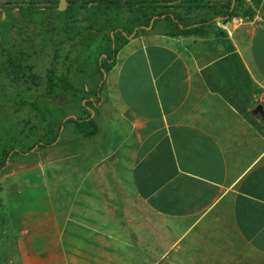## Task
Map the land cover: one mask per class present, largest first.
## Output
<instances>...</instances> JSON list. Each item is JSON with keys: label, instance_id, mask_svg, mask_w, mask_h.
Listing matches in <instances>:
<instances>
[{"label": "crops", "instance_id": "obj_1", "mask_svg": "<svg viewBox=\"0 0 264 264\" xmlns=\"http://www.w3.org/2000/svg\"><path fill=\"white\" fill-rule=\"evenodd\" d=\"M208 2L231 17L135 30L87 99H41L54 143L3 144L0 116L5 264H264V0Z\"/></svg>", "mask_w": 264, "mask_h": 264}, {"label": "trees", "instance_id": "obj_2", "mask_svg": "<svg viewBox=\"0 0 264 264\" xmlns=\"http://www.w3.org/2000/svg\"><path fill=\"white\" fill-rule=\"evenodd\" d=\"M40 2L47 3L48 8L43 9L40 7ZM58 2L59 0H30L27 5L17 8L19 17L18 19L13 14H9V17L22 22L23 26L27 30L29 24L26 26V24H24L25 21L28 23L31 21V19H33L31 18L33 15H36L39 12L44 14L49 10L51 18L49 16V21L44 22L45 18L43 16L44 24H41V26H43L42 28L44 30L46 28V24L47 27H50L51 30L54 31V34H56L57 38L58 36H62L64 34L63 32L67 31L66 28H68L69 25L71 27H76L74 23L75 19L82 20L83 25L81 30H79L80 28H76V31L68 37L69 40L75 41V39L79 38L81 40L80 46L85 43L87 48L92 51L95 49L97 42L96 34H100L99 39H106L105 55H101L94 63V71L96 70L94 74L97 75V84L102 81L103 73H106L110 70L117 52L127 43V40L132 35V33L136 32L135 30L140 29V32H145L146 28L151 26L152 30L154 31H164L169 35L178 36L195 32V28L188 29V25L185 24L187 16L195 11H207L211 17L224 15H230L231 17L232 14L229 4L225 5L226 11H222V4L214 3L211 5L209 4L208 0H66L67 11L64 13L70 14L71 18L74 19L66 20L65 22L67 24H62L61 22L57 21L55 25L50 22V19L56 21L62 16V13L58 15L53 14V10L56 8L55 6ZM28 16H30L29 21L27 18ZM207 21L208 20L206 19H201L199 22L204 23ZM22 33L24 35L19 33L20 41H22L21 36H26V38L29 37L27 35V31L22 30ZM37 33L38 32H36V35L41 37L42 33ZM51 38L53 39V36H51ZM0 40H2L0 41V49H2V44L6 43L4 42V38H0ZM29 41L30 40L26 42L29 44ZM23 42H25V39ZM65 44L66 41H58L57 39L56 43L54 44L55 52L53 53V61L51 67L47 71V77L45 80L46 83H44L45 87L41 92L35 95L33 103L28 104L32 109L34 121L41 124L40 127L36 126L35 128L47 130V134L49 133V135H47L45 145L52 144L56 141L58 137V127L56 126V117L52 113L50 114V120H47L49 116L46 115V111L41 105V99H54L58 98L59 96H64L68 103L76 104L80 101H83L84 99H87L89 93H91L89 89L92 90V88H90L91 84H89L90 82L88 81L80 87H78L76 84H73V81L70 78L71 76L67 71L66 73H62L60 75L56 73L55 64L58 57L57 53L60 51L57 48ZM14 51L16 50L7 52V60L13 64V66H16L14 71L17 72L18 70L20 74L16 73L14 77H10L11 74L9 73V69L6 68L4 71V76L7 75L6 79L8 83L11 86L14 85L16 93H19L20 95L25 94L23 91L25 85L27 86L25 87L27 91L38 89L41 79L36 77L31 70L32 67L26 64L28 62L30 51L28 50L27 52H24L22 50L19 52L16 51L15 53ZM76 52L79 53L78 51ZM83 54L84 53H82L80 57ZM24 61L25 64L23 63ZM28 70L29 73L26 74L25 72ZM29 83L31 86H29ZM21 89L23 90L21 91ZM1 106L3 105H0V107ZM8 106H11V104ZM24 106L26 105L16 106L17 108L14 107L13 111L15 114H19V111ZM87 107V105L82 106L83 112L85 113L84 117H87L89 114ZM23 121L24 120H22V122ZM41 122L45 123L47 129L42 127ZM90 123L91 122L87 121V127L84 126L83 128L82 125L79 124L77 126L79 127L78 131L83 133L84 136L90 135V130L88 129ZM85 128H87V132H85ZM31 149L32 148H29L28 152ZM10 153L11 152L7 151L0 154V167L4 166V163L8 159ZM20 155L21 153L13 154L14 157Z\"/></svg>", "mask_w": 264, "mask_h": 264}, {"label": "rangeland", "instance_id": "obj_3", "mask_svg": "<svg viewBox=\"0 0 264 264\" xmlns=\"http://www.w3.org/2000/svg\"><path fill=\"white\" fill-rule=\"evenodd\" d=\"M29 1L30 0H10L7 2H2L3 6L8 5V4L11 6L9 7L8 5L6 7V10H7L5 13L6 16L4 19L2 18L1 23H0L1 24L0 26L1 37L0 38H4L5 39L4 42L6 43V44H2L3 45L2 49H0V104L3 105L0 107L1 109L0 116L3 117L1 118V121H3L2 127L6 131L9 130L10 131L9 133H11L12 131L11 134L13 135V137H11L10 140L8 138L6 139L3 138V144H6V142L7 144H9V141H10V144L13 145V148L19 151L20 150L23 151L27 149V146H28L27 144H33L37 142V140L39 139L38 134L40 133L35 131V127L36 126L40 127L41 124L34 121L33 116H32L33 115L32 111L29 110L30 112L28 111L29 113L26 114V110L29 109L28 107L24 106L19 111V114L18 113L15 114L13 110H14V107H16L17 105L15 104V106H12V107L8 106L10 105V98L13 97L12 95L16 92V90H15L14 85L11 86L8 83L6 79L7 75L4 76V71L6 70V68L9 69V73L11 74L10 77H14L16 73L20 74V72H18V70L17 72H15L14 69L16 66L15 65L13 66V64L8 62L7 52L8 51L12 52L13 50H16L18 52L22 50L24 52H27L28 50L30 51L28 62L26 64L30 65L32 67L31 70L33 74L36 77L41 79L38 89L27 91L25 95L23 96L24 101H27V100L31 101V97L33 96L35 97V95L41 92L45 86L44 83H46L45 80L47 77V71L51 67V64L53 61V53L55 52L54 44L56 43L57 39L58 41H66V44L57 48L60 51L57 53L58 57L56 59V64H55L56 73L60 75L62 73L63 74L66 73L67 71L71 76L70 78L72 79L73 84H76L78 87L83 86V84L86 83L87 81L90 82L89 84H92L98 81L97 75L94 74L96 72V70L94 71V66H95L94 63L96 62V60L99 59L101 55L103 56L105 55V45H106L105 38L99 39L100 34H96L97 42H96L95 49L92 51H90L87 48L85 43L82 46H80L81 40L79 38L75 39V41L69 40L68 37L76 31V28H80L79 30H81L83 21L80 19H75L74 23L76 27H71L69 25L68 28H66L67 31L63 32L64 34L62 36H58V38L56 37V34H54V31H52L50 27H47L46 24H45L46 28L43 30L42 28L43 26H41V24H44V22L49 21L48 20L50 16L49 10L45 12L44 14H42V12H39L38 14L33 15V17H31L33 18L31 19V21H29L30 16H28L27 18L29 22L28 23L27 21L24 22L26 26L29 24L26 30L22 22H19L18 20L12 17H9L10 16L9 14H13L18 19L19 17L17 13V8L27 5ZM39 5L43 9L48 8L47 3L40 2ZM57 6H58V3L55 6L56 8L53 10V14L58 15L62 13V16L59 18V20H56V21L53 19H50V22H52L55 25L57 21L61 22L62 24H67L65 22L66 20L74 19V18H71L70 14L64 13L67 11V7L63 11H58ZM43 16L45 18L44 22H43ZM22 30L27 31V35L29 37L26 38V36H21L22 41H20L19 33L23 34ZM36 32L38 33L41 32L42 33L41 37H38L36 35ZM51 36H53V39L51 38ZM24 39H25V42H23ZM28 40H30L29 44L26 42ZM75 50L78 51L79 53H77ZM16 51H14V53ZM67 53H68V56H67ZM82 53L84 54L80 57ZM106 55H107V52H106ZM23 63L25 64V61ZM29 70L25 73L26 74L29 73ZM29 86H31L30 83H29ZM25 87L27 86L25 85ZM25 87L23 90L24 92H25ZM29 118H30V122L27 125L25 120ZM4 120L6 121L4 122ZM22 120L24 121L22 122ZM44 134L45 136L49 135V133L47 134V130L44 131ZM88 146L89 144L87 143L86 147ZM1 203H2L1 205L4 207L3 208V211H4V209H6L5 204L4 202H1ZM120 236H124V235H120ZM126 247H129V246H126ZM114 249H118V248H113L112 250ZM11 254L12 252L8 248L0 249V263L5 264L4 262H7L9 260L8 258Z\"/></svg>", "mask_w": 264, "mask_h": 264}, {"label": "built area", "instance_id": "obj_4", "mask_svg": "<svg viewBox=\"0 0 264 264\" xmlns=\"http://www.w3.org/2000/svg\"><path fill=\"white\" fill-rule=\"evenodd\" d=\"M242 20L241 19H230L229 21L221 22L217 26L221 29L224 30L228 35H231V32L229 31V27L237 28L241 25Z\"/></svg>", "mask_w": 264, "mask_h": 264}, {"label": "water", "instance_id": "obj_5", "mask_svg": "<svg viewBox=\"0 0 264 264\" xmlns=\"http://www.w3.org/2000/svg\"><path fill=\"white\" fill-rule=\"evenodd\" d=\"M67 7V2L66 0H59L57 10L58 11H63Z\"/></svg>", "mask_w": 264, "mask_h": 264}]
</instances>
